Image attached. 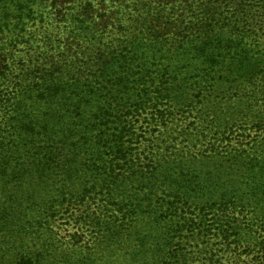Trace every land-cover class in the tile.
Instances as JSON below:
<instances>
[{"label": "trees", "instance_id": "trees-1", "mask_svg": "<svg viewBox=\"0 0 264 264\" xmlns=\"http://www.w3.org/2000/svg\"><path fill=\"white\" fill-rule=\"evenodd\" d=\"M36 1L0 0V264H264V0H80L55 53Z\"/></svg>", "mask_w": 264, "mask_h": 264}, {"label": "rangeland", "instance_id": "rangeland-1", "mask_svg": "<svg viewBox=\"0 0 264 264\" xmlns=\"http://www.w3.org/2000/svg\"><path fill=\"white\" fill-rule=\"evenodd\" d=\"M74 3L69 4L68 9H65V13L61 16L60 14L57 15L55 12H52V8L50 6L47 7L45 2L40 3L39 0L36 1V5L33 6V9L35 10L34 15L38 17L36 26H32L31 28H37L40 27L41 30L48 32L52 37L55 36L52 40L51 45L48 48H45V50H51L53 53L57 51L63 50L64 47V40L68 35H70V31L74 28V21H75V9L77 5L79 4L80 0H74ZM107 6L104 8H101L96 5L98 9H100L99 12L103 13V11H112L116 14H125L127 15V18L130 19L131 16H133L132 10L133 6L132 3H134L132 0H109L106 1ZM105 3V5H106ZM40 14L42 16H40ZM127 23H130L128 20ZM116 36L120 35H106L105 41H114ZM73 48H76L77 43L74 42L71 44ZM75 50V49H74ZM82 232V231H80ZM198 257L201 261L204 259V255H195ZM190 264H199V261L197 259L192 260Z\"/></svg>", "mask_w": 264, "mask_h": 264}]
</instances>
